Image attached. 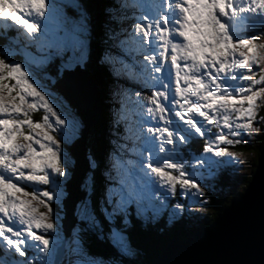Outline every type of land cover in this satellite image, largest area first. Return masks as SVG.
<instances>
[{"label": "snow or ice", "instance_id": "1", "mask_svg": "<svg viewBox=\"0 0 264 264\" xmlns=\"http://www.w3.org/2000/svg\"><path fill=\"white\" fill-rule=\"evenodd\" d=\"M66 2L67 7L76 12V16L68 15L64 7L59 9L53 7L52 15L48 17L50 28H46L43 35H38L41 30L40 21L45 18L47 10L46 0H0V18L22 28L36 40V52L24 53L29 65H34L36 69L45 70L57 60L60 61L56 76L47 71H42L37 78L36 71H32L30 75L29 72L24 71L21 63L15 61L8 63L0 58V91L7 89L11 93L18 89L19 93H22L18 95L20 104L5 105L0 102V114H22L21 106L25 102V97L36 101L29 103L28 109H37L39 105H42L44 111L48 113L43 117V124L34 123L30 119L0 118V172L3 173L0 174V214L10 220L18 217V226L14 222L13 226L7 228L3 226L4 221L0 220V244L7 245L16 264H54L50 254V246L58 247L63 239L57 231V224L52 222L55 212L51 204L53 200L59 202L65 196L64 189L55 178L67 176L64 164L70 165L72 159L70 152L62 151L60 144L44 129H52L53 123L56 126L65 125L66 120L57 115L44 94L33 86L32 79L37 78V83L44 80L55 85L58 79L64 78L65 73L74 72L77 68L83 70L89 62L91 29L87 12L79 0H66ZM167 7L173 8V5L168 4ZM106 13L109 14L111 21L117 23L123 22L126 18L123 15H117V9L114 7H108ZM241 14H248L249 20H254L257 15L264 16V0H181L180 3L174 5L172 15L174 34H171L168 16H164L161 23H148L146 27L141 24L136 25V29L145 40L150 43L154 42L151 51H158L157 55L145 56L144 60L151 64V68L156 73L161 74L162 79L169 80V83L172 81V73L175 74V92L172 97L174 106L171 110L175 117L183 122V124H175V132L184 134L174 135V132L170 131L168 127L147 128L148 134L157 132L160 134V152L165 151L166 144L173 145L174 139L178 148L180 145L186 144L194 134L204 136L206 133L202 132V128L205 127V122L210 125L215 120V116L209 115V112L217 115L222 112L225 128L229 126L230 112H236L249 118L254 115L253 102L261 93H253L252 88L246 87L243 81H247L249 85H264V71H262L260 78L254 81L250 76L243 75L242 72L238 74L241 80H237V74L234 73L237 69H250L253 64L258 63L261 57L256 55L257 46L251 40L240 38L237 35V42L234 44L232 42L233 34H230L229 26L220 18L233 20ZM106 28L108 29V39L112 40H116L124 31L123 29L114 31L107 24ZM153 28L156 30L155 36L150 35ZM157 37H159L158 40ZM180 38H182V42H173L180 40ZM129 43L132 42L120 39L116 46L123 48L125 44ZM241 46H248L252 55L246 56L244 53H237V48ZM259 48L264 49V44L259 45ZM136 49L140 51V45H137ZM169 52L171 53L170 62L168 61ZM97 62L102 67H110V71L117 81L112 90L113 100L117 102L116 98L121 93L127 95L130 89L128 84L120 83L124 79L121 76V69L111 66L116 62L122 64L125 69H130L131 66L121 57L113 55L110 49L102 51ZM128 76H131V72L128 73ZM182 83L185 85L183 88L181 87ZM158 85L160 88L167 87L159 81ZM226 85L231 87L232 91H229V87ZM41 86L47 87L43 84ZM155 86L153 85V87ZM236 91L242 97L239 103L241 105L247 103L248 108L246 110L237 108L235 102L229 99ZM261 91L264 92V88ZM193 97L196 98V102H193ZM144 99L154 106L147 109L152 119L155 120L156 116L159 115L160 120H163L167 125L168 120L163 115L165 106L161 101L169 99V92L153 91L151 97ZM49 115L55 118L54 122H49ZM186 115L187 119H185ZM122 119H124L123 116L120 117V120ZM116 124H119V120L116 121ZM23 125H28L33 134L40 138L34 139L33 135H24L21 132ZM81 126V121L75 116L71 118L70 127L68 120V128L64 131L65 140L68 144L78 138ZM243 128L250 129V125L236 123L235 128L229 130L235 134L237 130ZM36 130L41 131L37 132ZM127 131L131 132L132 130L128 128ZM17 134H20L23 140L32 141V143H14L13 139ZM207 134L214 136L217 143L220 141H224L226 144L232 143L225 141L222 134L211 132H207ZM121 139L128 140L131 137L125 135ZM137 139H139V135H137ZM111 143L116 145L117 141L112 140ZM33 144L38 145L39 152ZM118 148L130 153L139 152L137 148H128L126 144H119ZM203 151L212 153L215 157L225 156L222 148L214 150L211 144L205 147ZM88 159L90 169H97V161L92 156H89ZM196 159L198 164L206 159L209 170L214 165L219 164L211 156L196 157ZM109 160L113 162L111 168L119 170L123 167L116 153H110ZM127 163L131 165L135 161L128 160ZM201 166L203 165L201 164ZM145 167L158 178L160 190L155 196L145 190L137 189L134 185H127L125 180L121 178L118 180L117 186L106 188L99 201V211L103 220L97 216L96 211L91 207L90 199L79 206L77 216L79 221L83 222L84 227L82 228L80 224H77L73 228L72 243L75 245L73 252L82 255L83 259L77 260L76 264H103L102 260L91 258L82 252L80 234L83 231L96 229L105 234L106 225L107 239L119 249L121 254L131 256L134 254V247L130 243L128 229L132 227L134 219L143 225L156 224L166 214L167 223H172L185 210L184 202L173 203L169 199V196H176L177 177L163 170L164 168L183 169L184 166L179 163H165L162 168L148 163ZM50 174L53 176L51 184L55 185V190L49 188V190L42 192V196L48 201L44 204L48 210L47 213H37L34 207L29 206L28 201L19 200L10 191H22L21 188L17 187V183L12 182L13 177L17 179V182H33V186H48ZM102 174L105 178L112 179L110 171H104ZM5 175H8V179L5 178ZM180 175L183 177L184 171H181ZM196 175L197 172L194 169L192 177ZM191 179L179 180L180 194L181 196L187 194L191 200L200 203L202 202V193L198 185L191 182ZM92 182L93 173L89 172L87 181L89 196L92 192ZM189 189L194 190V192H189ZM56 219L61 218L57 216ZM14 228H16L15 231ZM49 232L55 234L54 239L46 238ZM26 253L31 255L32 260H29ZM41 255L44 256V259L39 258Z\"/></svg>", "mask_w": 264, "mask_h": 264}, {"label": "rangeland", "instance_id": "2", "mask_svg": "<svg viewBox=\"0 0 264 264\" xmlns=\"http://www.w3.org/2000/svg\"><path fill=\"white\" fill-rule=\"evenodd\" d=\"M116 1H117V5L120 6L123 10H126L124 5L129 6V15L131 17L127 18L126 16L123 22H121V26L117 25V30L119 27L120 29H123L124 31L121 34V38L123 40L132 42V43L126 44L124 46V49L131 50L130 55L132 59L135 60V63H132V62L129 63L124 58L122 53L118 51V49L122 51L121 47L116 46L118 44L119 38H117L116 40L111 39V42L109 43L110 46L105 47V49H110L113 55L121 57L126 63H128L131 66L129 70H125L123 65L120 64L119 62H116L114 65L111 66L113 68L121 69V76L124 77V79L121 80L120 83L128 84L130 90L127 93V95H124L123 93H121V95L116 98L117 102H114L113 97H111V100H110L111 105H110L109 110H111V116L112 118H114V120H115V117H114L115 114L124 117L123 120L125 124L123 125L125 129L123 132H120V134H124V136L128 135L131 137V139L122 140L121 142H120V139H118L116 146L108 150V153L105 156L106 157L105 164L103 161L104 165L100 167L102 168L101 170L102 172L110 171L112 179L111 180L108 179V181L105 182V185H103V187L102 186L100 187L96 183V180L93 178V182L91 185V189H92L91 196H89V191H88L89 184L87 183V181H88V174L89 172L92 171V169H90L87 172L84 178V181L82 183V189H84L87 192V195H86L85 200H82L79 202L76 208V211H75V215L78 220L77 224H80L82 228L84 227L83 222L79 221L78 219L77 212H78L79 206L89 199L91 200V207L96 211L97 216L101 220H103V217L99 211V201L98 203H96L94 202V199H93V193L98 191L100 188L101 190L99 191L101 192V198H102L108 186H117L118 180L123 178L127 185L129 186L134 185L137 189L145 190L151 193L153 196H155L160 190L158 178L154 174H152L150 170L147 169L145 166L148 163H152L153 166H160L163 168V165L165 163H179L184 166L183 169L172 170V169L164 168L163 170L170 172L172 175L177 177L176 196L175 197L169 196V199L173 203L181 200L186 205V208L181 213L180 217L174 220L172 223H168L167 227L170 228V227H176L177 225H179L180 227L184 226L186 229H191V230L192 228H196V227L199 228L201 225V221L203 220L205 221V219L207 218L209 214L208 211L210 207L209 205H206L208 204L206 195H208L209 192L206 190H211L209 189L210 186L214 190H217L216 188L219 186L220 190H224V193L228 196H232V199L235 197L236 198L241 197L246 192V188L250 182L248 184H245V179L251 174V166L253 167L254 165L255 156H254V153H250L248 151L239 152L235 148L237 144L239 143L254 145L257 143L258 140L264 137V92L261 91V89L264 88V85H254V84L249 85L247 81H243L246 87L250 86L252 88L253 93L255 92L261 93L259 96L256 97V99L253 102L254 103V108H253L254 115L251 118L247 116H241L240 114L236 112H230L229 113V126L228 128H225L223 124V113L221 112L220 115H217L215 113L209 112V115L215 116V120L210 125L207 124V122H205V127L202 128V132L206 133L204 136H200L199 134H194L192 138L188 139L186 144L180 145L178 148L176 147L177 142L174 139L173 145L166 144L165 151L160 152L159 151V145L161 142L159 139L160 134L158 132L148 134L147 128L149 127H152V128L168 127L170 131L174 132V135L184 134L182 132L180 133L175 132V124L177 123L183 124V122L180 121L178 117H175L174 112L171 110L172 107L174 106L172 97L175 92V74L174 72L172 73V81L171 83H169V80L162 79L161 74L156 73L151 68V64L144 60L145 56L157 55L158 51L157 52L151 51V48L154 46V42L150 43L148 40H145L142 37V34L136 29V25L141 24L142 26L146 27L148 23H153V24L161 23L162 18L164 16H168L169 17V28L171 29V34H174L175 30L172 25L173 12L171 8L167 7L168 1H169V4H171L173 3V0H116ZM174 1H179V0H174ZM79 3L82 4L81 0H79ZM178 3H180V1ZM46 4H47V10H46L45 18L40 21L41 30H40V33H38V35H43L45 32V29L50 28V25L48 23V17L52 15L53 7L57 9L64 7L68 15L73 16V17L76 16V12L72 8L67 7L66 0H46ZM120 12L122 14L121 10ZM116 14L118 15V10ZM217 15L219 16L218 13ZM220 18L222 22L223 21L224 23L227 22V25L230 28V34H233L232 42L234 44L237 42V35H239L240 38L251 40L253 44L257 46V48L255 49L256 55L258 57H261L258 60V63L253 64L250 69L248 70L237 69L236 73H234V74H237V80H241V77L238 75L241 72L243 73V75L250 76L253 81L259 79L260 75L262 74V71H264V49L259 48V45L264 44V16L257 15L254 20H249L248 14H241V16L233 20H229L224 17H220ZM88 23L90 25L89 18H88ZM90 29H91V26H90ZM0 30L1 32L4 33L3 36H6V37H9L10 34L11 35L15 34L18 37L17 41L15 42V45H18L21 43H27L28 45L30 44V46H27V48L36 49L35 38L31 37L29 34L25 32V30H23L22 28H19L12 22L5 21L4 19L0 18ZM150 35L152 36L156 35V30L154 28L151 29ZM90 36H89V40H91ZM158 39L159 37H157V40ZM174 41L177 43H180L182 42V38H180V40H174ZM137 45H140V51H137L136 49ZM89 48H90V58H89L88 64H90L91 57L93 55L92 51H94L92 49L91 41L89 44ZM29 49H26V50L22 49L23 51L22 50L17 51L16 49L15 50L13 49V52H11L7 50L6 48L5 49L2 48V50H0V58H3L8 63H12L13 61L17 63H21L22 66L24 67V71L29 72L30 75L32 71H36L38 74L37 78L39 77V74L42 71H47L49 74L55 76L58 68L56 69L54 67H58L60 61L57 60L55 63H53L52 66L54 67L50 66L49 68L45 70L36 69L34 65H29L27 58L24 55L25 52L29 51ZM237 53H244L246 56L252 55L248 46L238 47ZM170 55L171 53L169 52L168 53L169 62H170ZM129 72H131L130 77L128 76ZM37 78L32 79L33 86L36 87L38 91H41L44 94L45 98L52 105L53 109L57 112V115H59L61 119L66 120L65 125L56 126L53 123L52 129H44V130H47L49 134L54 137V139L60 144L62 151L67 150L70 152L71 159H72V163L70 165L64 164L65 171L67 172V176L65 178H55L60 183L61 187L64 189L65 196L62 197L59 202H57L56 200H53L51 207L54 209L55 215L52 218V222L57 224V231L60 233L63 239L58 247L55 245L50 246V254L53 257L54 264H76V261L83 259V256L78 255L73 252V248L75 247V245L72 243V239H73L72 234L71 236H66L65 229L63 227V223H64L63 218L65 216L63 201L66 197H68L69 191L67 188V183L72 178L73 169L76 163L75 156H73V154L68 148L69 144L65 140L64 131L68 128V120H69V127H70L71 118L75 116L81 121V125H82L81 130H80V135L78 136V138H80L82 129L84 127V122L81 119L80 115L76 112V110L59 93L55 85H51L50 81H44V80H41L39 83H37L36 82ZM158 81L159 83H163L167 87L160 88L158 85ZM42 84L47 85V87H42L41 86ZM115 84L116 82L112 83L111 94H110L111 96H112V90ZM153 85H156V86L153 87ZM181 87L183 88L185 87V85L182 83ZM226 87H229V86L226 85ZM153 91H168L169 92V99L167 101H163V100L161 101V103H163L165 106V112L163 113V115H164V118L168 120L167 125L164 123L163 120H160L159 115H157L156 119L153 120L152 116L148 114L147 112V109L149 107H154V106L149 104L144 98L151 97ZM229 91H232L231 87H229ZM20 94L22 93H19L18 89L14 90L11 93L7 89H4L0 91V98H2L0 102H3L5 105L20 104V101L18 99V95ZM248 94H252V93H248ZM177 98L179 99V97ZM241 98L242 97L240 96L238 91L234 92L232 97H229L231 101L235 102V106L237 108H244L246 110L248 108V105L246 102L243 105H241L239 103V100ZM126 99H128V101H126ZM192 99H193V102H196L195 97H193ZM32 102H36V101H33L28 97H25V102L21 106L22 114H18V115L0 114V118H6V119H12V120L30 119L34 123L43 124L44 123L43 117L45 115H48V113L44 111L42 105H39L37 109H28L27 105ZM181 103H183V100H181ZM176 110H179V109H176ZM129 119L132 121V123L130 122ZM185 119H187V115L185 116ZM54 120L55 118L49 115V122L52 123L54 122ZM236 123L248 124L250 125V129L243 128V129L237 130L234 134L229 129H234ZM130 124H131V127H130ZM128 128H131L132 131L131 132L126 131ZM36 131L40 132L41 130H36ZM21 132L24 135H33L34 139L40 138L33 134L32 130L28 127V125H23L21 127ZM207 132H211L215 134H222L224 136L225 141H231L232 143L226 144L224 141H220L219 143H217L215 137L209 136ZM137 135H139V139H137ZM165 136H166V133H165ZM195 136L197 139L209 140L214 150L218 148H222L225 152V156L215 157L212 153H206V152L200 155L193 153L191 151L192 146H190V144L192 143V141H194L193 139ZM78 138H76L75 140H72L70 144H72ZM13 142L21 143V144L32 143V141L23 140L20 134H17L14 137ZM119 144H126L128 148L135 147L139 150V152L130 153L127 150L126 151L121 150L118 148ZM33 146L37 149L38 152L40 151L38 145L33 144ZM178 151L182 152L181 153L182 158L176 156ZM185 151L192 153V155L191 156L187 155L188 153H185ZM88 152L90 153V151H87V155H88ZM110 153H116L119 159L121 160L123 167L120 168L119 170L111 168V164L113 162L109 160ZM209 156H211L214 161L219 162V164L214 165L211 170H209L207 166L206 159L202 160L201 162L203 166H201V164H198L197 159H196V157L206 158ZM128 160H133L135 161V163L130 165L127 163ZM62 163H63V157H62ZM98 165H99V162H98ZM194 169L196 170L197 175L195 177H192V173ZM181 171H184L185 173L183 177H181L180 175ZM210 171H211V174H209ZM0 174H3V173L0 172ZM94 175H95V171H94ZM223 177L224 178L227 177V179L229 180V182L227 184H224V186L218 184L221 182V179H223ZM5 178L8 179V175H5ZM187 178H192L191 182L196 183L198 185L199 190L202 193V202L200 203L194 202L193 200L189 198L187 194L181 196L179 180L187 179ZM52 179H53V176L52 174H50V184L48 186H33V182H25V181L17 182V179L13 177L12 182L17 183V187L21 188L22 191L21 192H15V190H10V191L13 192L15 197H17L19 200L28 201L29 206L34 207L37 210V213H47L48 210L44 206V204L48 203V201L42 196V192L45 190H49V188H51L53 191L55 190V185L51 184ZM188 191L194 192V190L192 189H189ZM25 193H27V195H25ZM41 201H44V203H41ZM57 216L60 217L61 219L57 220L56 219ZM165 217H166V214H165ZM0 220L4 221L3 226L5 228L13 226L14 222L18 226V217L10 220L8 217L4 216L3 214H0ZM151 227H153V229L158 228L156 227V224H151ZM15 230L16 228H14V231ZM89 230H93L94 233H98L104 236L105 238H107L106 236L107 226L106 225H105V234L100 233L96 229H89ZM89 230L83 231L80 234V238L82 241L81 243L82 252L84 254H87L89 257L102 260L103 264H146L145 256L142 255L139 252V250L135 248H134V254L131 256H125L119 252L120 255L118 259L104 258V257L93 255L90 251L91 250L89 248L90 242L86 234V232L87 231L89 232ZM200 231L202 230L192 232V235ZM154 233L160 234L161 230L159 231L158 229V231H155ZM54 237H55V234L49 232L46 238L54 239ZM174 237H177V236H172L171 239H174ZM99 239H101L100 236H99ZM107 241L112 245L110 240L107 239ZM61 246H64L65 253L63 257L60 259L59 263H57L56 257H57V253L59 252V247ZM116 249L119 251L118 248ZM164 250L160 256H162L163 253L166 251ZM0 253H4V254H0V264H9V261H10V264H16V261L12 259L10 255V250L8 249L6 244H0ZM26 255L29 256V260H32V257L29 253H26ZM39 258L44 259V256L41 255Z\"/></svg>", "mask_w": 264, "mask_h": 264}, {"label": "water", "instance_id": "3", "mask_svg": "<svg viewBox=\"0 0 264 264\" xmlns=\"http://www.w3.org/2000/svg\"><path fill=\"white\" fill-rule=\"evenodd\" d=\"M91 82L89 69L77 68L55 84L84 122L81 137L68 146L76 163L67 183L68 197L63 201L66 236H71L77 225L75 211L87 195L82 183L90 170V130L104 114L101 94ZM193 235L187 240L170 239L157 264H264V148L246 192L233 198L212 225ZM64 253V246L59 247L57 263Z\"/></svg>", "mask_w": 264, "mask_h": 264}, {"label": "trees", "instance_id": "4", "mask_svg": "<svg viewBox=\"0 0 264 264\" xmlns=\"http://www.w3.org/2000/svg\"><path fill=\"white\" fill-rule=\"evenodd\" d=\"M84 6V9L87 12L90 26H91V45L92 49L94 51L93 55L91 57L90 64H87L86 68L89 69L91 73V78L93 82L97 86V90L101 94L102 98V107L104 110L103 119L102 121L94 125L89 134V151L88 155L92 156L97 163L99 162V165L97 169L92 170L93 178L96 180V183L101 187L105 185V182L108 181L107 178L103 176L102 166L105 164V156L108 153V150L110 148H113L115 145L111 143L112 140L116 139V134L120 130L118 125L116 124V120L112 118L111 116V110L110 109V100H111V87L112 83H115L116 80L112 77V73L110 71L109 66H100L98 64V59L100 57V54L102 51L105 50V47L110 46L109 43L111 42V39H108L107 36V28L111 27L114 31L117 30V22L111 21L109 18V14L106 13V9L108 7H114L117 9V5L114 0H81ZM119 13L121 14L120 10ZM119 15V14H118ZM14 45V46H11ZM7 42L6 38H0V50L2 48H6L7 50L13 52V49L17 51H21L22 49H29L26 46H22L20 44L15 45L14 43ZM23 51V50H22ZM30 52L35 53L36 49H29ZM28 51V52H29ZM19 57V56H17ZM52 66V65H51ZM54 67V66H52ZM58 68V67H54ZM57 73L55 74V76ZM112 78V80H111ZM112 102V101H111ZM208 139V138H207ZM211 142L206 139H197L194 138V141L190 144L192 146V152L196 153L197 155H200L204 153L203 149L207 146H209ZM190 148V147H189ZM188 148V149H189ZM264 148V137L257 141L256 144H245V143H239L236 146V150L239 152H250L254 153L255 159H254V165L251 166V174L245 179V184H248L250 180L252 179V176L256 170L258 158L260 156L261 151ZM116 150V149H114ZM180 154L182 152H179ZM185 153H188L187 155H192V153L185 151ZM182 158V156L180 157ZM189 158V157H188ZM182 160V159H181ZM104 161V164H103ZM101 166V167H100ZM95 171V175H94ZM229 180L223 177L221 179V182L218 183L219 185L227 184ZM210 186V185H209ZM211 190H206L209 192L208 195H206V199L208 200L209 214L205 221H201V225L199 228H192L186 229L184 226L180 227L177 225L176 227H170L168 228L166 217L161 218V220L156 223L157 229H153L151 227V224H147L146 226L142 225L141 223L133 220V225L131 228L128 229L129 239L133 247L139 252L145 256L146 258V264H157V259L163 252L165 246L170 241L172 236H177L182 240H187L189 236L192 235V232L203 230L205 227L210 225L217 216L221 213V211L227 207L232 199V196H228L224 193V190H220L219 186L216 188L217 190H214L210 188ZM101 190V188L99 189ZM96 191L93 193V199L94 202L98 203L101 199V192ZM181 201V200H179ZM175 203V202H174ZM187 203V202H185ZM95 204V203H93ZM207 212V213H208ZM182 222V221H180ZM161 230L160 234H155V231ZM199 229V230H198ZM154 230V232H153ZM93 230L87 231V237L90 242L89 248L91 249V253L96 256L104 257V258H119V251L113 247L108 241L107 238L104 236L94 233ZM99 236L101 239H99ZM103 238V239H102Z\"/></svg>", "mask_w": 264, "mask_h": 264}, {"label": "bare ground", "instance_id": "5", "mask_svg": "<svg viewBox=\"0 0 264 264\" xmlns=\"http://www.w3.org/2000/svg\"><path fill=\"white\" fill-rule=\"evenodd\" d=\"M180 2H181V0H179ZM179 1H174L173 0V3H171L173 6L176 4V3H178ZM172 9V12L174 11V7L173 8H171ZM175 42V41H174ZM126 45V44H125ZM127 47V46H126ZM90 80L92 81L91 83L97 88V86H96V84L93 82V80H92V78H91V73H90ZM127 98V97H126ZM126 101H128V99H126ZM130 112V111H129ZM130 120V119H129ZM130 122L132 123V121L130 120ZM127 131V130H126ZM137 132V131H136ZM138 133V132H137ZM216 220V219H215ZM214 220V221H215ZM214 221L212 222V223H214ZM211 223V224H212Z\"/></svg>", "mask_w": 264, "mask_h": 264}]
</instances>
